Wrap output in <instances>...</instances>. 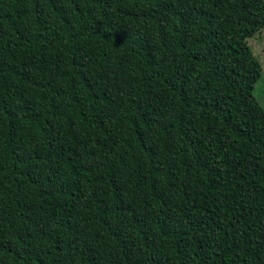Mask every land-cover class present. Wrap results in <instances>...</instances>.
Returning a JSON list of instances; mask_svg holds the SVG:
<instances>
[{
  "label": "trees",
  "instance_id": "16d2710c",
  "mask_svg": "<svg viewBox=\"0 0 264 264\" xmlns=\"http://www.w3.org/2000/svg\"><path fill=\"white\" fill-rule=\"evenodd\" d=\"M264 0H0V264H264V184L187 75Z\"/></svg>",
  "mask_w": 264,
  "mask_h": 264
},
{
  "label": "rangeland",
  "instance_id": "374dc122",
  "mask_svg": "<svg viewBox=\"0 0 264 264\" xmlns=\"http://www.w3.org/2000/svg\"><path fill=\"white\" fill-rule=\"evenodd\" d=\"M186 81L264 184V27Z\"/></svg>",
  "mask_w": 264,
  "mask_h": 264
}]
</instances>
